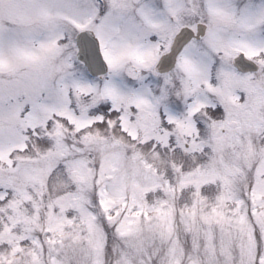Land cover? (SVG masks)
I'll list each match as a JSON object with an SVG mask.
<instances>
[{"label":"snow or ice","instance_id":"snow-or-ice-1","mask_svg":"<svg viewBox=\"0 0 264 264\" xmlns=\"http://www.w3.org/2000/svg\"><path fill=\"white\" fill-rule=\"evenodd\" d=\"M0 264H264V0H0Z\"/></svg>","mask_w":264,"mask_h":264}]
</instances>
